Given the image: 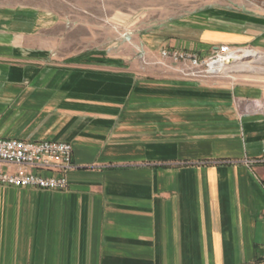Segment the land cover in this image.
Instances as JSON below:
<instances>
[{
	"label": "crops",
	"instance_id": "crops-1",
	"mask_svg": "<svg viewBox=\"0 0 264 264\" xmlns=\"http://www.w3.org/2000/svg\"><path fill=\"white\" fill-rule=\"evenodd\" d=\"M42 16L0 10V138L70 143L76 168L67 191L0 185V264H264V89L56 62ZM209 21L163 46L264 49V17Z\"/></svg>",
	"mask_w": 264,
	"mask_h": 264
},
{
	"label": "rangeland",
	"instance_id": "rangeland-1",
	"mask_svg": "<svg viewBox=\"0 0 264 264\" xmlns=\"http://www.w3.org/2000/svg\"><path fill=\"white\" fill-rule=\"evenodd\" d=\"M226 8L264 17V0H0V10L21 12L25 19L18 23L34 25L39 14L52 19L51 27L37 38L56 62H87L88 67L130 74L135 86L172 77L186 81L214 78L264 89V49L235 48L225 65L226 73L217 76L184 77L178 66L160 63L162 50L175 49L164 47L166 40L190 37L191 26L219 27L209 20L226 19ZM213 51L202 57L211 58ZM246 51L253 55L239 59ZM259 103L264 111V99Z\"/></svg>",
	"mask_w": 264,
	"mask_h": 264
},
{
	"label": "built area",
	"instance_id": "built-area-1",
	"mask_svg": "<svg viewBox=\"0 0 264 264\" xmlns=\"http://www.w3.org/2000/svg\"><path fill=\"white\" fill-rule=\"evenodd\" d=\"M236 50L222 46L214 49L211 58H204L193 52L164 49L160 63L171 62L178 66V73L184 77L217 76L222 71L216 65H226ZM246 108L262 111L263 105L257 101L248 102ZM75 168L70 143L0 138L1 186L67 191Z\"/></svg>",
	"mask_w": 264,
	"mask_h": 264
},
{
	"label": "bare ground",
	"instance_id": "bare-ground-1",
	"mask_svg": "<svg viewBox=\"0 0 264 264\" xmlns=\"http://www.w3.org/2000/svg\"><path fill=\"white\" fill-rule=\"evenodd\" d=\"M253 55L252 51H246V53L244 55H242L241 57H238L239 59L244 58V57H250ZM261 56V55H260ZM259 58V57H258ZM261 58V57H260ZM238 60V59H237ZM216 68H218L219 70H221L222 72L226 73V67L223 64H217Z\"/></svg>",
	"mask_w": 264,
	"mask_h": 264
}]
</instances>
